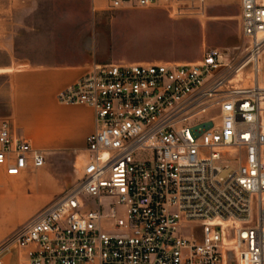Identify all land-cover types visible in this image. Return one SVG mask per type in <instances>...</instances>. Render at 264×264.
Here are the masks:
<instances>
[{"label":"built area","instance_id":"obj_1","mask_svg":"<svg viewBox=\"0 0 264 264\" xmlns=\"http://www.w3.org/2000/svg\"><path fill=\"white\" fill-rule=\"evenodd\" d=\"M107 7L208 13L207 0ZM240 11L237 62L211 49L192 64L93 65L59 93L95 113L82 176L0 244V264H264V0ZM46 165L0 122V183Z\"/></svg>","mask_w":264,"mask_h":264},{"label":"rangeland","instance_id":"obj_2","mask_svg":"<svg viewBox=\"0 0 264 264\" xmlns=\"http://www.w3.org/2000/svg\"><path fill=\"white\" fill-rule=\"evenodd\" d=\"M27 4H38L32 14H27L37 32L27 34L26 46L47 48L68 47L69 55L30 57L31 60H58L67 62H87L93 65L108 64H192L202 60L205 52L220 49L230 52L232 61H239L247 47L239 28L241 0H207V17L175 18L161 7L156 9H123L113 11L107 6L96 8L92 0H22ZM0 2V7L3 5ZM8 3V2H7ZM5 2V4H7ZM2 4V5H1ZM23 3L15 10L23 11ZM5 17L0 9V19ZM24 49V53L35 51ZM38 52H41L38 49ZM37 52V53H38ZM7 62L0 53V64ZM8 75H0V122L6 121L9 112V91L6 84ZM264 81V75L261 78ZM253 79L243 81L242 86L252 84ZM140 160L150 159L151 155L143 153ZM80 160L76 167L81 168ZM74 179L55 180L60 194L50 198L43 208L62 193L71 189L81 178L75 168H69ZM22 189L19 185L0 183V244L15 230L26 225L39 211L37 208L46 201L42 198L35 202L33 190L29 185L23 189V196L15 192ZM9 264H19L16 256L10 258Z\"/></svg>","mask_w":264,"mask_h":264},{"label":"crops","instance_id":"obj_3","mask_svg":"<svg viewBox=\"0 0 264 264\" xmlns=\"http://www.w3.org/2000/svg\"><path fill=\"white\" fill-rule=\"evenodd\" d=\"M5 17L0 19V53L7 62L0 64V75H8L6 84L9 91V112L6 118L12 123L13 131L27 138L38 151L47 155V165L39 172H29L22 177L1 178V183L19 185L15 192L23 196V189L29 185L33 190L35 202L46 198L35 211L43 208L46 202L60 194L55 180L74 179L69 168H76L87 153V139L96 130L93 109L69 106L58 101L63 90L74 86L90 70L87 62L69 63L62 59L31 60L30 57L69 55L68 47L52 46L44 53L43 48L30 46L27 34L36 33L37 28L28 19L38 4L22 0H0ZM5 2L7 4H5ZM23 3V11L15 10ZM93 8L107 6V0H92ZM35 51L27 54L22 51ZM38 49L41 52H38ZM38 52V53H37ZM81 171H76V173Z\"/></svg>","mask_w":264,"mask_h":264},{"label":"bare ground","instance_id":"obj_4","mask_svg":"<svg viewBox=\"0 0 264 264\" xmlns=\"http://www.w3.org/2000/svg\"><path fill=\"white\" fill-rule=\"evenodd\" d=\"M261 78H262V77L259 78L260 80H259L258 82L261 84L262 87H264V81H263V79H261Z\"/></svg>","mask_w":264,"mask_h":264}]
</instances>
